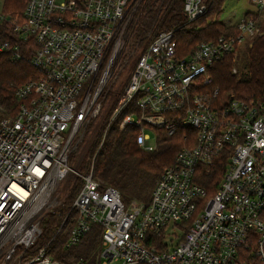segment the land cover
Returning a JSON list of instances; mask_svg holds the SVG:
<instances>
[{"label": "built area", "instance_id": "obj_1", "mask_svg": "<svg viewBox=\"0 0 264 264\" xmlns=\"http://www.w3.org/2000/svg\"><path fill=\"white\" fill-rule=\"evenodd\" d=\"M4 1L0 24L17 42H3L0 52L19 61L26 58L20 43L29 44L35 77L17 89L15 115L0 118V264H264V102L208 90L213 66L263 34L256 21L244 18L232 26L235 35L185 57L179 28L161 31L141 52L109 124L123 114L120 128H136L137 145L153 153L156 130L191 133L150 201L126 203L94 176L96 157L87 174L74 171L70 158L102 113L141 0H27L20 16L5 11ZM252 2L264 10V0ZM183 7L188 23L209 12L205 0H183ZM70 175L82 180L79 193L41 242ZM95 230L93 260L53 255Z\"/></svg>", "mask_w": 264, "mask_h": 264}, {"label": "trees", "instance_id": "obj_2", "mask_svg": "<svg viewBox=\"0 0 264 264\" xmlns=\"http://www.w3.org/2000/svg\"><path fill=\"white\" fill-rule=\"evenodd\" d=\"M224 1L205 0L209 12L197 21L188 23L183 14V0H141L139 8L129 20L125 58L130 60L138 51H144L149 42L161 31L179 28L175 38L181 57L190 55L203 42L216 40L220 36L235 35L236 30L233 27H227L219 19L208 18L211 11L214 15L221 16ZM21 2L22 0H6L4 9L16 16L15 14L20 13L17 10ZM245 19L255 20L257 26L264 29V10L261 13L248 12ZM5 41L17 42L10 26L0 24V45ZM20 44L23 55H26L25 59L14 61L10 58L9 52H0V106L12 116L15 115L18 107L15 97L17 89L35 77V70L29 63L32 57V51L27 50L29 44ZM231 55L225 56L213 66L212 82L208 90L220 89V96L224 99L235 97L264 102V33L256 37L251 47L246 50L235 73L231 69L233 68ZM120 95L116 99L114 108L118 104ZM110 113L98 124L93 122L89 125L86 134L91 138L87 142L88 147L84 150L77 169L83 174L89 173L93 166V158L96 157L93 174L104 186H112L119 190L127 203L136 198L149 202L157 180L172 164L177 152L187 145L184 136L190 135L191 131L183 128L174 136H169L165 130H156L158 149L154 153L145 152L136 143L138 130L132 126L120 128L123 114L109 124L112 111ZM204 179L203 175L202 181ZM81 186L82 180L77 178L61 207L55 214H49L46 218L42 242L52 235V229L71 207ZM99 232L95 230L89 237L99 239ZM93 248L95 251L92 255L95 254L96 249L98 251L100 249L98 244H93ZM71 251L64 252L56 246L53 255L58 259L68 260V257H73ZM93 258L88 259L93 260Z\"/></svg>", "mask_w": 264, "mask_h": 264}, {"label": "rangeland", "instance_id": "obj_3", "mask_svg": "<svg viewBox=\"0 0 264 264\" xmlns=\"http://www.w3.org/2000/svg\"><path fill=\"white\" fill-rule=\"evenodd\" d=\"M26 1L27 0H22L21 4H18L19 8L17 11L20 13L15 14L16 16L17 15L20 16V14L22 13V10L25 8ZM249 11H252V13H256L258 11V9H256V6L253 4L252 0H225L223 4L221 16L214 15L211 11L208 18H213L214 20L219 19L223 23L232 22L236 24L239 21L243 20L245 18L246 13H248ZM262 32L264 33V29L262 30ZM254 40L255 38H247L246 42L242 44L234 54L231 55V59L233 60V68L231 69L233 73H235L236 70L239 69L238 66L241 64V61L245 55L246 50L251 47ZM140 52L141 50L138 51V53L134 54V56L130 60L125 58V51L121 55L119 65L117 69L115 70L113 78L110 80L107 88L105 89L103 93V97H102L103 110L100 116L96 118L95 120L96 124H98L103 118L110 115L111 114L110 112L115 109L114 104L117 101L116 99L119 97L121 91L127 85L129 78H130V74L132 73V70L134 69L135 65H137L136 62L138 60ZM9 116H12V114L10 115V113L6 112V110L2 106H0V118L9 117ZM87 137H88V134H85L83 142L78 147H76L71 153L70 166L74 171L79 172V170L77 169V166L78 164H80L84 150L88 147V144H89L87 142L91 138V137H88V138ZM76 178H77L76 176L70 175L66 179V181L61 184L59 188V192L61 194L63 202L68 196V194L70 193L71 187L74 184V181L76 180ZM211 190H212L211 191V195H212L214 193V190L213 189ZM131 202L146 203L148 201L147 200L140 201L139 199L136 198V199H131L130 203ZM93 244H98L100 247V239L91 238V237H87L86 239H84V241L79 246L75 247L71 251L73 254V257L71 258L68 257L69 262H74V261L76 262V260L80 258L95 257L96 254L98 253V249H96L95 254L92 255V253L95 251V249L93 248ZM110 264H118V263L113 262Z\"/></svg>", "mask_w": 264, "mask_h": 264}, {"label": "crops", "instance_id": "obj_4", "mask_svg": "<svg viewBox=\"0 0 264 264\" xmlns=\"http://www.w3.org/2000/svg\"><path fill=\"white\" fill-rule=\"evenodd\" d=\"M249 12H252V11H249ZM224 24H225L227 27H232V26L235 25V24L232 23V22H227V23L224 22Z\"/></svg>", "mask_w": 264, "mask_h": 264}]
</instances>
